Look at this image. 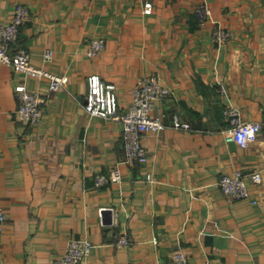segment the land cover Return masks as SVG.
<instances>
[{"label":"crops","instance_id":"obj_1","mask_svg":"<svg viewBox=\"0 0 264 264\" xmlns=\"http://www.w3.org/2000/svg\"><path fill=\"white\" fill-rule=\"evenodd\" d=\"M202 1L152 0L144 14L142 0H0V24L18 2L30 10L14 46L64 78L50 90L48 77L0 61V264H54L71 237L92 242L83 264H175L178 248L188 264H264V0H205L211 20L200 23ZM216 22L230 31L221 43ZM94 37L105 47L88 56ZM93 72L115 84L120 110L138 78L154 73L170 88L151 112L167 126L142 137L145 163L122 162L119 121L85 111ZM217 80L242 118L260 124L245 147L225 139ZM18 83L46 98L36 123L16 114ZM174 115L190 128L173 127ZM114 166L120 180L95 185V174ZM235 171L247 197L218 185ZM121 235L130 244L116 245Z\"/></svg>","mask_w":264,"mask_h":264},{"label":"built area","instance_id":"obj_2","mask_svg":"<svg viewBox=\"0 0 264 264\" xmlns=\"http://www.w3.org/2000/svg\"><path fill=\"white\" fill-rule=\"evenodd\" d=\"M142 12L150 14L153 11L152 0H142ZM200 23L211 20L212 10L209 4L203 0L194 8ZM30 18V10L22 2L14 5L12 16L7 23L0 24V61L11 65L15 70L24 72L30 76H46L50 79L49 89H56L63 77L50 73L43 67L34 66L30 63V56L25 48H16L20 27ZM213 37L221 43L230 37V31L215 23ZM105 47L102 37H94L86 45L85 53L88 56L97 54ZM53 50L46 48L43 58L50 61ZM87 93L84 100V109L91 116H100L121 123L124 155L122 162L145 163L148 159L147 148L142 142L144 134L150 131L164 129L167 124L162 115H153L154 106L166 98L171 90L157 74H148L138 78L132 88L131 102L127 109L120 110L116 86L111 81L104 80L98 73H90L86 77ZM216 90L222 98V114L229 122L225 130V139L236 142L245 147L253 142L260 131L257 121L242 118L239 106L231 100L227 86L224 82L216 81ZM17 99V116L30 123H36L40 119L42 108L46 98L37 91L29 89L24 83H18L14 87ZM172 126L180 129H189L190 124L174 115ZM121 172L118 166H114L108 174L97 173L94 176L95 185H103L108 182H118ZM147 180H152L151 173L146 174ZM253 182L261 181V174L253 171L249 174ZM218 185L222 193L230 198H243L248 196L246 177L240 171L223 173L218 179ZM5 215L0 208V237ZM116 245L130 244L126 235H121L116 240ZM92 242L84 237H71L67 240L62 254L54 261V264H83V260L89 254ZM175 264H188L187 256L181 248L176 249L172 255Z\"/></svg>","mask_w":264,"mask_h":264}]
</instances>
